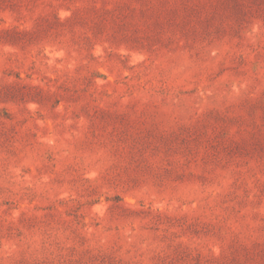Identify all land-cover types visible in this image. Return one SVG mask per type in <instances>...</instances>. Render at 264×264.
<instances>
[{
    "label": "rangeland",
    "instance_id": "obj_1",
    "mask_svg": "<svg viewBox=\"0 0 264 264\" xmlns=\"http://www.w3.org/2000/svg\"><path fill=\"white\" fill-rule=\"evenodd\" d=\"M0 264H264V0H0Z\"/></svg>",
    "mask_w": 264,
    "mask_h": 264
}]
</instances>
